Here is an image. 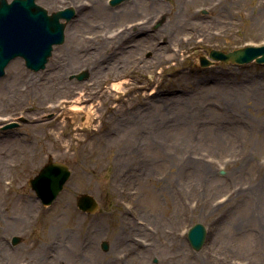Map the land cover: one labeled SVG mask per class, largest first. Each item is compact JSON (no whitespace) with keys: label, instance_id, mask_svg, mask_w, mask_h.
Here are the masks:
<instances>
[{"label":"rangeland","instance_id":"374dc122","mask_svg":"<svg viewBox=\"0 0 264 264\" xmlns=\"http://www.w3.org/2000/svg\"><path fill=\"white\" fill-rule=\"evenodd\" d=\"M108 1L36 0L77 16L43 70L15 58L0 78V264H43L58 250L41 239L61 232L78 246L72 264H264V235L228 227L256 193L264 201V64L198 61L264 45V0ZM48 157L70 176L44 206L28 180ZM80 194L95 213L77 209ZM29 198L37 222L17 226ZM196 223L207 232L198 251Z\"/></svg>","mask_w":264,"mask_h":264},{"label":"water","instance_id":"95a60500","mask_svg":"<svg viewBox=\"0 0 264 264\" xmlns=\"http://www.w3.org/2000/svg\"><path fill=\"white\" fill-rule=\"evenodd\" d=\"M35 1L0 0V77L4 76L6 66L15 58H21L25 67L32 72L43 70L53 47L63 44L66 25L76 17V11L72 7L48 14ZM123 1L125 0H109V4L116 6ZM198 61L202 67L218 61L232 64H264V45L244 46L228 52L210 50L207 57L200 56ZM72 78L81 81L87 78V73L80 72ZM16 126V123H10L3 129ZM69 176L70 171L66 165L54 162L48 157L47 162L28 183L41 203L50 205ZM76 207L83 213H94L98 209V203L93 196L80 194L76 198ZM206 233V228L200 223L188 229L187 241L193 250L202 248ZM19 241L18 237L12 238V244ZM100 246L103 251L108 250L106 241H102Z\"/></svg>","mask_w":264,"mask_h":264},{"label":"bare ground","instance_id":"6f19581e","mask_svg":"<svg viewBox=\"0 0 264 264\" xmlns=\"http://www.w3.org/2000/svg\"><path fill=\"white\" fill-rule=\"evenodd\" d=\"M100 1V0H99ZM98 3V2H97ZM77 16V14H76ZM72 34L69 32V38H71ZM14 66L20 67L18 63H13L10 65L7 69L9 77H7V80L15 79L17 77L16 72H14ZM3 82V85L5 87L6 80L1 81ZM264 184V181H263ZM264 194V193H263ZM261 193L255 194V205L251 213H247L246 215H242L241 218H239L237 221H232L228 223L229 231L233 232L235 235L238 232H242L244 235H250L252 238H258L262 237L264 235V201L260 197ZM37 203L33 201L32 199H28L27 202L23 205V208L21 210V213L13 216L14 220L16 221L17 226L22 225H28L32 226L35 222H37V213H38V207L36 205ZM55 219L53 221H48L50 227L54 229L60 230V222L62 221L61 217L53 216ZM252 227H255V229H252ZM238 231V232H237ZM61 232V231H60ZM61 235L58 236H51L49 234L45 235L41 240H44V243L48 247H53L57 249L58 251L56 253L53 252H45L47 254L41 255L37 259L39 262L43 264H59L63 260L67 261V264H72L71 262L73 260H76L75 257L78 255V246L74 245L72 242H69L68 245H65L63 242V237L67 234H64L61 232ZM89 247V246H88ZM37 248V247H36ZM88 259H92V256L88 254L86 256ZM69 259V260H68ZM70 260H72L70 262Z\"/></svg>","mask_w":264,"mask_h":264},{"label":"flooded vegetation","instance_id":"af4514ba","mask_svg":"<svg viewBox=\"0 0 264 264\" xmlns=\"http://www.w3.org/2000/svg\"><path fill=\"white\" fill-rule=\"evenodd\" d=\"M125 256L123 255V257H122V259L124 258ZM126 258H124V260H125ZM122 261V260H121Z\"/></svg>","mask_w":264,"mask_h":264}]
</instances>
